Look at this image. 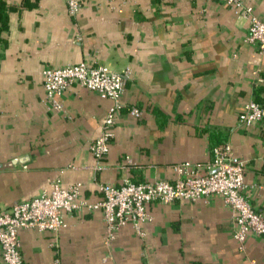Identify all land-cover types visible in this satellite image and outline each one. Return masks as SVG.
I'll use <instances>...</instances> for the list:
<instances>
[{
  "label": "crops",
  "instance_id": "1",
  "mask_svg": "<svg viewBox=\"0 0 264 264\" xmlns=\"http://www.w3.org/2000/svg\"><path fill=\"white\" fill-rule=\"evenodd\" d=\"M4 1L0 164L31 158L0 169V210L55 182L81 183L78 200L96 203L103 183L171 180L180 163L203 172L212 147L230 141L246 162L248 200L264 214V120L238 126L247 102L264 104V53L247 40L246 17L219 0H86L76 16L65 0ZM243 1L264 21V0ZM83 61L130 72L101 168L90 144L113 101L74 83L56 110L43 85L46 69ZM148 210L145 237L127 224L107 244L103 209L83 206L64 214L57 245L51 231L22 230V254L26 264H264V237L248 233L241 245L219 195Z\"/></svg>",
  "mask_w": 264,
  "mask_h": 264
},
{
  "label": "built area",
  "instance_id": "2",
  "mask_svg": "<svg viewBox=\"0 0 264 264\" xmlns=\"http://www.w3.org/2000/svg\"><path fill=\"white\" fill-rule=\"evenodd\" d=\"M68 12L76 16L86 0H65ZM209 1V0H208ZM230 5L239 16L249 21L247 40L258 45L264 53V21L254 12L253 5L243 0H219ZM129 69L119 72L108 65H93L87 61L68 64L44 71L43 85L52 107L62 109L59 97L72 84L94 91L103 98L113 101L102 123V131L90 148L96 158L97 167L103 166L111 141L115 136V127L124 106L121 97L125 92ZM129 112L136 117L142 115L137 106H131ZM264 120V104L250 100L239 113L238 126L248 127L256 121ZM132 163L127 156L120 167ZM202 168L188 164L173 166V179H154L135 181L130 177L123 179L120 185L103 183L100 190L103 198L96 203L78 200L82 184L74 183L63 187L60 182L52 185L51 191L44 189L41 194L13 203L0 210V247L5 264H26L21 251L19 234L22 230H48L53 234L51 245H57L60 232L67 223L65 213H73L83 206L89 209H103L107 228L106 243L115 238L119 228L131 224L136 233L145 237L144 226L151 220L148 205L152 203H172L175 201H195L210 199L219 195L231 208L236 224L235 239L244 244L248 233L264 237V214L254 209L245 193L244 176L246 162L236 155L230 141L212 147V159ZM53 264H60L57 258Z\"/></svg>",
  "mask_w": 264,
  "mask_h": 264
},
{
  "label": "trees",
  "instance_id": "3",
  "mask_svg": "<svg viewBox=\"0 0 264 264\" xmlns=\"http://www.w3.org/2000/svg\"><path fill=\"white\" fill-rule=\"evenodd\" d=\"M7 28H8V8L6 2L4 0H0V41L2 40L1 38L2 30H6ZM259 91H260L259 88L256 89V92ZM256 101L263 103L258 99H256Z\"/></svg>",
  "mask_w": 264,
  "mask_h": 264
},
{
  "label": "water",
  "instance_id": "4",
  "mask_svg": "<svg viewBox=\"0 0 264 264\" xmlns=\"http://www.w3.org/2000/svg\"><path fill=\"white\" fill-rule=\"evenodd\" d=\"M31 158L30 155H25L19 158L14 159L13 161H10L9 163L6 164H0V169L6 168V167H13V166H18L20 164H25L27 161H29Z\"/></svg>",
  "mask_w": 264,
  "mask_h": 264
}]
</instances>
